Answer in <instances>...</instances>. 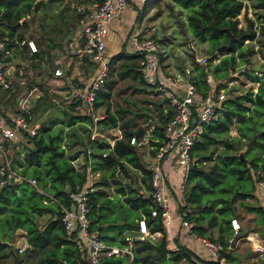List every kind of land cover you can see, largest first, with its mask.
<instances>
[{
	"label": "trees",
	"instance_id": "1",
	"mask_svg": "<svg viewBox=\"0 0 264 264\" xmlns=\"http://www.w3.org/2000/svg\"><path fill=\"white\" fill-rule=\"evenodd\" d=\"M187 7L185 20L192 35L201 42L206 41L212 55L207 57L208 62L201 64L194 62V73L190 79L197 91L204 97L211 87L209 73L215 78H229L230 73L240 63L248 61L245 40H253L257 36V26L254 18L246 14L245 0H173ZM253 8L264 7V0H253ZM39 2L34 0H0V37L9 45H16L14 38L24 37L19 28L24 23V17ZM245 8L243 17L240 13ZM242 19V20H241ZM19 21L14 27L10 24ZM41 26L43 32L47 33L46 27ZM56 30L60 26L55 27ZM54 29V30H55ZM52 33L46 35V46L55 45L56 36ZM15 35V37H13ZM233 35L232 45L225 49V54L218 57L217 61L211 63L216 56V47L227 42ZM17 46V45H16ZM15 46V48H16ZM224 49V48H223ZM45 48L33 51L30 56H41ZM222 50V49H221ZM253 49H250V51ZM40 51V53H38ZM140 54L136 51L130 52L120 50L113 54L108 61L107 74L104 83L97 90L95 106H104V113L97 119L101 127H119L121 134L114 137L113 142L102 135L88 137L86 146L91 151L82 149L83 162L76 166L72 159L78 153L66 155L61 145L63 129L79 121L88 124L93 123V118L88 113L76 112L72 105L55 104L51 101L44 89L43 80H35L28 77L25 82L30 88L35 83L40 93L32 100L31 109L23 111L26 121L35 113L38 107L44 108L49 104L59 110L45 120L40 121L34 132L26 135L31 146L24 151L23 156L14 159L19 169L10 166L16 173L22 176L18 180L8 179L0 185V260L12 255L11 263L18 257L22 264L24 255L35 258L34 262L39 264H90L85 252L76 247L75 239L65 232L61 221L62 207L71 201V193L82 187L90 171H99V178L93 181V188L88 191L89 228L97 233L109 245L123 247L126 244L125 235L134 236L132 257L127 253L103 254L93 264H179L182 258H191L194 252L186 245L170 246L166 235V224L161 220L160 208L158 213L152 215L151 210L156 206L150 195V170L146 166L137 151L136 144L130 142L134 136L140 140L145 134L142 125L135 126L133 117L127 115L126 107L111 109L110 97L114 79L110 78L114 71L118 77L131 76L137 82L145 84L140 74ZM251 81L258 83V88L253 91L248 87L244 91H236L234 87L222 100L221 113L216 120L203 126L199 138L191 147L192 163L188 169L186 185L183 190L184 204L179 203L180 213L185 210L184 217L192 221L191 229L200 236L209 237L220 241L226 248L229 243L232 230L230 217L237 216L238 204L249 211H256L259 220L264 223V207L258 203H247V197L254 194L242 187L247 179L252 180L253 169L258 168L264 180V157L260 160L242 159L236 151L220 152L213 155V148L204 153L210 142L220 140L227 148H232L234 139L232 137L218 139L229 132L230 126L235 118L241 123L239 125V136L250 137L257 128L253 119V113L264 114V70L247 67L240 69ZM36 81V82H33ZM225 81L220 80L215 86H224ZM153 90V89H151ZM155 91V90H154ZM156 92V91H155ZM157 93V92H156ZM164 103L166 99L162 98ZM168 106V104H167ZM162 103L157 106V121L149 133V139L162 136V123L170 114V108L164 112ZM239 136L236 138L238 139ZM248 149L252 147H264V126L257 134L247 142ZM236 150V149H235ZM154 150L152 149L151 152ZM102 152H105L103 155ZM88 154V158H86ZM208 160L204 167L203 161ZM130 164L140 173L139 183L125 185L119 182L118 193L109 195L106 187L112 182H117L116 170L127 171L126 164ZM33 177L34 184L26 178ZM236 181L238 185L235 186ZM46 213L44 222H38L37 217ZM140 219H143L150 232L158 231L160 237L136 238ZM217 228V235L213 237V228ZM23 229L26 245L22 252L12 253L10 248L14 237V231ZM182 246V247H181ZM205 264H220L216 259H202Z\"/></svg>",
	"mask_w": 264,
	"mask_h": 264
},
{
	"label": "built area",
	"instance_id": "2",
	"mask_svg": "<svg viewBox=\"0 0 264 264\" xmlns=\"http://www.w3.org/2000/svg\"><path fill=\"white\" fill-rule=\"evenodd\" d=\"M146 1V0H141ZM128 5V0H88L86 11L84 12V22L78 31L80 43L72 47L71 52L78 61L93 60L98 63L96 73L84 85L77 83L64 84L63 86H51V81L43 80L44 89L51 101L63 105H72L76 112L88 113L93 118L91 128V137L102 133L97 119L102 114L97 112L95 106L97 90L104 83L107 74L106 44L105 33L107 23ZM77 10H83L78 6ZM5 36L0 37V90L11 87L13 84H25L26 77L23 75H12L8 66L11 65L8 58L11 57L13 45L7 44ZM19 45L25 44L31 53L37 50L33 40L28 37H22L19 40L13 39ZM132 49L140 54V74L143 81L152 87L166 103L162 105L164 112L170 108V114L162 123V136L154 137L149 143L150 160L146 166L150 170V183L152 196L156 206L152 208L151 214L158 213L160 208L161 220L167 225L171 220L169 210V187L166 172L163 168V160L166 156H173L177 169L180 173L177 184L181 192L179 203L184 204L183 190L186 185L188 169L192 163L191 147L199 138L203 126L213 120H216L221 113L222 100L226 97L223 86L218 90L216 85L211 83L207 94L202 95L195 88L190 79L191 73H194V62L187 61L182 73L172 71L164 72L160 66L159 43L157 39L149 33L145 34L140 25L132 29L130 35ZM195 61L201 64L206 62L207 57L203 55L193 56ZM64 71L61 65L52 68L53 77H63ZM209 75V74H208ZM50 85V86H49ZM38 88V87H37ZM38 91L40 89L38 88ZM40 92L36 93V96ZM16 109L9 118L0 115V185L8 179L18 180L22 178L10 166L9 150L11 144L18 136L19 130H24L30 134L34 132L36 123L28 126L22 110L28 108L31 97L28 94L20 93L16 97ZM168 104V106H167ZM155 124V123H154ZM152 125L151 129L154 127ZM130 142L139 144L134 136L130 137ZM154 150L151 152V150ZM104 155L105 152H102ZM75 159L72 162L75 164ZM76 165V164H75ZM99 171H90L86 183L71 193V201L68 205L62 207L61 221L65 232L71 234L75 239L76 247L85 252L86 258L90 264L96 263L101 255L111 253H127L132 257V247L134 246V236L126 234V244L123 247L109 245L97 233L89 228L88 210V191L93 188L94 174ZM34 184L33 177L26 178ZM264 184V181H263ZM186 213L183 210L180 213L181 225L192 235L199 238L203 243L211 258H220L223 244L220 241L209 237L197 235L192 229V221L184 217ZM230 227L233 234L239 233L241 223L236 215L230 217ZM158 231L150 232L143 219H140L136 238L149 235L156 237ZM246 238L251 239L247 232ZM23 249L17 246L18 252ZM254 249L259 252L261 259L256 264H264V240L258 241ZM126 264H130L127 262Z\"/></svg>",
	"mask_w": 264,
	"mask_h": 264
},
{
	"label": "rangeland",
	"instance_id": "3",
	"mask_svg": "<svg viewBox=\"0 0 264 264\" xmlns=\"http://www.w3.org/2000/svg\"><path fill=\"white\" fill-rule=\"evenodd\" d=\"M246 1V10L245 8L240 13V17H243L244 10L246 11V14L254 18V24L257 26V36L253 40H245L244 46L247 47L249 50L248 52V61L245 63H240L237 65V67L234 69L233 72L230 73V77L218 79L215 78L212 73H209V77L211 80V83L213 85H216L220 80L225 81L226 84L222 87L224 89L225 95L230 92L229 89L231 87H234L237 91H244L248 87H252L253 91H256L258 88V83L256 81H251L248 79L243 73H240V69L244 67V64H246L247 67H251L255 70H257L258 74H260V69L264 70V7L261 8H253V0H245ZM147 6L149 7V13L147 15L146 23L150 26L149 28L153 29L152 32L149 34L153 36L155 39H157L159 43V60H160V66L164 68V71H167V65L166 62L167 55L172 54L173 51L177 48L179 49V45L182 43L185 48H187L188 56L186 57V62L182 63L181 57H179L177 54H175L174 62L182 63V67L184 68L187 61L189 62L193 61V56L196 59V56L203 55L206 57H209L212 55V52L209 51V45L206 41L201 42L198 41L194 36L190 35L191 29L187 25L185 21V12L188 10L187 7H184L180 5L179 3L173 1V0H149ZM44 9V8H43ZM48 9V8H47ZM43 12L40 11V9L37 10V12L31 14H28L24 17V23L19 28L20 31H23V33H29L31 30H33L36 33H39L40 35L42 32H38L39 29H41V26L48 27V22L43 16ZM54 19V18H53ZM242 20V19H241ZM156 26V28H154ZM39 28V29H38ZM29 31V32H28ZM166 46L167 48L164 49ZM250 49H253L250 51ZM216 56L211 63H214L217 61L218 57L225 54V49L217 50ZM167 52V54H166ZM208 60L206 59V63ZM110 78L114 79V83L112 84V94L110 97V106L111 109H115L116 107H126L128 109L127 115H130L133 117V121L135 122V126L142 125L145 128V134L141 138V142L139 144H136L137 151L140 156V158L147 162L150 160V154H149V133L151 131V127L154 123L157 121V106L159 103H162L164 105V101L162 100V96L156 93L154 90H151L152 87L148 84H142L141 82H137L135 78H132L131 76H126L124 78L118 77L117 73L114 71V73L109 76ZM39 79V78H35ZM36 80V81H37ZM33 81V82H36ZM59 110H57L53 104H49L45 106L43 109L38 107L35 111V113L30 117V121H28V126L36 123V127L39 125L40 121L45 120L48 116L52 115L53 113H57ZM98 112L100 114L104 113V106L100 105L98 107ZM253 119L254 122L257 125V128L253 133H249L250 137L245 136H239V125L241 124L237 118H235L232 122V125L230 126L229 132L226 134H223L222 136L218 137V139L222 138H229L232 137L234 139L233 141V147L227 148L225 147L220 140H217L216 142L212 143L210 142L206 149L203 150L204 153H208L215 144V147L213 148V155H216L217 153H220L222 151L224 152H230V151H236L238 152L239 149H243V153L245 156V159L247 160H260L262 157H264V147L263 148H257L252 147L248 149L247 142L249 139L254 137L255 134L258 133L259 129L264 126V114H260L258 112L253 113ZM35 127V128H36ZM105 130L102 132L103 135L107 136L109 140L114 137L116 134H121V129L119 127H108L105 126ZM29 133V132H27ZM30 134V133H29ZM23 133L22 130H19L17 138L14 140V142L10 146L9 150V158L10 162L14 165V167H17L16 162L14 159L19 158L23 156L24 151L28 146H31L30 141L26 138V135ZM91 135V125L78 122L76 124H73L71 126H65L63 129V139L61 141V145L65 149L66 155H70L72 153H78L79 155V161L83 160V152L82 149L88 153V151H91V148L87 144L88 137ZM100 135V134H99ZM239 136L238 139H236ZM222 137V138H221ZM236 149V150H235ZM78 163V162H77ZM80 163V162H79ZM208 160H204L203 164L204 167L208 165ZM127 167V171H124L122 169H117L115 172V177L117 179V182H112L110 186L106 187L107 192L109 195H114L118 193L117 185L119 182L125 185H135L136 183H139V171L132 167L130 164L125 163ZM19 169V168H16ZM254 172L252 174V180L246 181V184L242 189L251 192L254 194L253 197H247L245 201L247 203H253L256 204L259 202L258 197V191H259V185H263V178L261 176V171L258 168L253 169ZM99 174H94L93 179H98ZM239 183L236 181L235 186H237ZM237 217L240 221V223L244 227H250L253 226V218L251 215V211L246 209L244 206L238 204L237 208ZM47 218V214L44 213L42 215H39L37 217L38 222H44ZM241 218V219H240ZM243 220V221H242ZM244 231V230H243ZM217 228L214 227L212 231L213 237H216L217 235ZM23 232V229L18 228L14 231V237L11 241V244L9 245L12 249V253H19L21 255H24V252H18L17 246H23V238L20 237V235ZM242 235H245L244 232H242ZM200 241V240H199ZM180 244H183V240H180L178 237H174V239L171 241L170 246H178L180 247ZM201 248L197 250L198 252H194L192 254L191 258H182L179 261V264H196L195 260H192V258H200L207 256L205 248L203 243L200 242ZM199 246V247H200ZM182 247V246H181ZM189 247V246H188ZM249 243L244 240L240 239L238 241L237 247L230 249V248H224L223 255H227L230 257V262L232 264L236 263L237 255H240L242 253H245V251L248 249ZM8 257V258H7ZM6 259H1L0 264H12L11 258L12 255L10 254L7 256ZM35 258L28 255H24L22 264H39L34 262Z\"/></svg>",
	"mask_w": 264,
	"mask_h": 264
},
{
	"label": "crops",
	"instance_id": "4",
	"mask_svg": "<svg viewBox=\"0 0 264 264\" xmlns=\"http://www.w3.org/2000/svg\"><path fill=\"white\" fill-rule=\"evenodd\" d=\"M39 1L40 3H38L32 8L30 14L32 15L33 13L37 12L38 9H40V11L44 13L43 16L48 22V27L46 28L47 33H52L51 29L53 27L54 36H56L55 45L48 47L45 45L47 41V39L45 38L47 33L43 32L42 29L38 28V32H42V34H44L43 36L39 33L34 32L33 30H31L30 32L28 31L29 33H24V37H28L33 40L34 44L37 47V50L45 48L46 53H40L39 51L38 53H40L41 56L31 57L30 54L32 52L30 53L28 51L26 45H19L16 42L17 46H13L11 57L8 58V61H10L9 63H11V65L8 66L9 71L12 75H23L26 77V79L28 76L33 77L34 79L39 78L38 80L41 81L44 79L45 81H51V86L55 87L60 86V84L63 86L64 84L68 85L71 83L85 85L88 80L96 73L98 63L93 60L78 61L75 55L71 52V49L72 47L77 46L80 43L78 31L85 20L84 12L86 11L88 0H34V3ZM148 1L149 0H146L144 2L141 0H128V5L107 23L105 33L107 68L108 61L110 60L111 56L117 53L118 51L126 50L134 52L130 43V35L133 28L140 25V28L143 33L148 34L152 32L153 29L149 28L150 26L146 23L147 15L149 13V7L147 6ZM78 6H82L83 10H77ZM57 25L60 26L59 30L55 29ZM154 28H156V26ZM0 29L4 28L0 26ZM189 34L192 35V33L190 32ZM13 37H15V35H13ZM179 46V49L176 48L171 55L168 54L166 57V62L168 63L167 71L169 73H172V71L182 73L183 71V67L181 65L182 63L186 62L188 51L182 43ZM164 47V49L167 48L166 46ZM175 54L181 57L182 63L174 62ZM56 65H61L64 71V75L62 78L52 76V68ZM162 69L164 71L163 67ZM37 87L38 86L35 83H32L30 88L27 87L26 84H13L9 88L1 89L0 115L6 118H9L11 116L12 112L16 109V97L20 93L30 95L31 102L28 104V108L31 109L32 100L36 97V93L40 92L38 91ZM55 104L60 105V103ZM79 122L88 124L83 121ZM92 124L93 123H91L90 125L92 126ZM99 127L102 128L101 132L105 130V126L101 127L99 125ZM99 134L105 136L102 133ZM116 135H114V137ZM105 137L108 138L107 136ZM114 137L111 138V142H113ZM86 158H88V154H86ZM74 159V162L78 167L83 162V160L79 161V155ZM18 167L19 166H17V168ZM163 168L167 175L170 193L168 206L171 213V220L165 226L166 235L168 237L169 243H171L174 237H178L180 240H183V243L187 247L189 246L192 251L198 252L197 250L201 248V241H199L198 237L192 235L181 225L180 210L178 209V205L181 199V192L178 190L177 187L180 173L177 169V164L175 163L173 156L168 155L164 158ZM258 197L259 204L264 207V184L259 185ZM251 212L254 222L253 226L244 227L241 224V229L239 233H231L230 237L228 238L229 243L227 244L226 248L230 249L237 247L238 241L240 239H244L249 243V247L245 251V253L237 255V258H235L236 263L234 264H256L261 259V255L257 250L254 249V245L258 241L264 240V223L259 220V214L256 211ZM242 232H244L245 234L249 232L251 239L246 238V235H242ZM156 236L160 237L161 233L159 232L158 234H156ZM20 237L23 238L22 242L24 244L23 246H25L26 241L23 233L20 235ZM223 250L221 251L220 258L212 259L218 260L220 264H232L230 262V257L225 254H222ZM205 251L207 256L200 258L195 257L192 258V260H195L196 264H205L202 259L211 258L206 248ZM6 257L4 259L7 260L8 257Z\"/></svg>",
	"mask_w": 264,
	"mask_h": 264
},
{
	"label": "water",
	"instance_id": "5",
	"mask_svg": "<svg viewBox=\"0 0 264 264\" xmlns=\"http://www.w3.org/2000/svg\"><path fill=\"white\" fill-rule=\"evenodd\" d=\"M19 23V21H16V22H14L13 24H10V27H14L15 25H17ZM232 38H233V35H231L230 37H229V39L227 40V42H223V43H221V44H219L217 47H216V49L217 50H221V49H229L230 47H231V45H232ZM242 159H245V156H244V153H243V149H239L238 150V153H237ZM19 263V258L18 257H16L14 260H13V262H12V264H18Z\"/></svg>",
	"mask_w": 264,
	"mask_h": 264
}]
</instances>
